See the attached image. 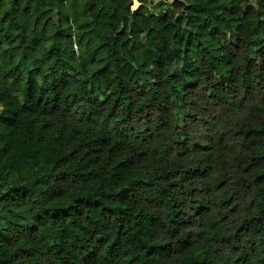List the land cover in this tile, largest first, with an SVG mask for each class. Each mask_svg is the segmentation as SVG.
<instances>
[{"label": "trees", "instance_id": "1", "mask_svg": "<svg viewBox=\"0 0 264 264\" xmlns=\"http://www.w3.org/2000/svg\"><path fill=\"white\" fill-rule=\"evenodd\" d=\"M164 1L0 0V264H264V0Z\"/></svg>", "mask_w": 264, "mask_h": 264}, {"label": "rangeland", "instance_id": "2", "mask_svg": "<svg viewBox=\"0 0 264 264\" xmlns=\"http://www.w3.org/2000/svg\"><path fill=\"white\" fill-rule=\"evenodd\" d=\"M169 4L170 3L168 1H164V0H149L145 9L141 10V12L144 15H156V16H161L165 14L169 15L170 14ZM132 12H133V7H132Z\"/></svg>", "mask_w": 264, "mask_h": 264}, {"label": "water", "instance_id": "3", "mask_svg": "<svg viewBox=\"0 0 264 264\" xmlns=\"http://www.w3.org/2000/svg\"><path fill=\"white\" fill-rule=\"evenodd\" d=\"M143 8V5L138 1L134 0L133 2V13H139Z\"/></svg>", "mask_w": 264, "mask_h": 264}]
</instances>
